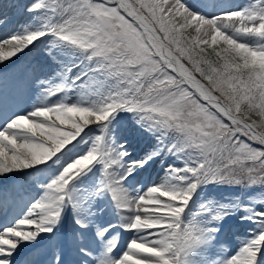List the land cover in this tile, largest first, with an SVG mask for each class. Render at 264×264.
Returning <instances> with one entry per match:
<instances>
[{
  "label": "snow or ice",
  "instance_id": "6c2138e0",
  "mask_svg": "<svg viewBox=\"0 0 264 264\" xmlns=\"http://www.w3.org/2000/svg\"><path fill=\"white\" fill-rule=\"evenodd\" d=\"M13 6L0 65L45 47L39 101L0 111V264H264V0Z\"/></svg>",
  "mask_w": 264,
  "mask_h": 264
},
{
  "label": "rangeland",
  "instance_id": "374dc122",
  "mask_svg": "<svg viewBox=\"0 0 264 264\" xmlns=\"http://www.w3.org/2000/svg\"><path fill=\"white\" fill-rule=\"evenodd\" d=\"M26 1H28V0H10L8 3L6 2V7L9 8V10H10V12L6 15V18L8 16H10V14L11 15L13 14V16L15 15L14 16L15 18L20 17L21 16L20 8L14 7L13 5H23ZM229 2H231L233 5H244V4L248 3L249 0H229ZM17 22L11 26L9 31H6L4 33V34H6L5 36H7L11 33V30H13V26L16 25ZM44 47H45V45L42 44V45H39L37 48L32 49L31 52L29 53L30 55H28V61L18 64L17 67L20 68V69H18V72H21V73L26 72L27 74L25 76V78H26V84L25 85H20V81H18L13 86V89H11L9 91V94H12V96L10 98H12L11 100L13 101L14 104H15V102H18V100H20L21 97L25 96L27 92H29L31 90L38 91V89H36L34 87V85L32 84V79H33L34 75H36V76L40 75L38 68L43 63L41 53L44 50ZM33 56H35L38 60L41 61L39 66H38V63H33V60H34ZM34 70H37V71H34ZM44 71L46 72L47 69L45 68ZM2 83L3 82H0V85ZM3 85H5V83ZM4 90H5V87L0 86V91L3 92ZM71 98L75 99L74 96H72ZM127 127H128L127 123H122L120 134H126V133H124V129H126ZM133 143H134V147H135L136 152L139 154H143V152L146 151L147 148L149 147L142 140L134 141ZM159 167L160 166L158 164V166L155 165L152 169L144 172L142 174V176L140 177V180L143 179L144 182H151V174H153L156 170L157 172L154 175V177L156 176L159 178L158 183L161 182L163 180L164 174L161 171H159ZM233 192L239 194L241 192V189H239V188L222 189V190L216 192L215 195L216 196H220V195H226L227 196ZM253 198H256L255 193H253ZM227 235L228 236H226V237H229V233ZM239 236L241 237V239L244 237L242 234H240ZM126 238L127 237H124V239H126ZM121 243H123V240H121Z\"/></svg>",
  "mask_w": 264,
  "mask_h": 264
},
{
  "label": "bare ground",
  "instance_id": "6f19581e",
  "mask_svg": "<svg viewBox=\"0 0 264 264\" xmlns=\"http://www.w3.org/2000/svg\"><path fill=\"white\" fill-rule=\"evenodd\" d=\"M3 1V4L4 5H6V2L8 3L10 0H2ZM27 2H29V0L27 1ZM26 2V3H27ZM2 11H4L3 9L0 11V14H2ZM10 12V10H9V8H7L5 11H4V13H9ZM4 15V14H3ZM24 18L23 17H21V20L20 21H22ZM1 21H3V19H0V22ZM14 23V22H13ZM3 24H5V23H2V25ZM2 25H0V26H2ZM8 26V25H7ZM6 26V27H7ZM11 26L12 25H10L9 27H7L5 30H1L0 31V38H2L3 37V39H4V37H5V32L6 31H8L10 28H11ZM27 51V50H26ZM26 51H25V53H26ZM21 56V55H20ZM15 57H13L12 58V62H5L6 64H7V66L6 67H4V66H2V65H0V76H2L4 73H6V71L7 70H11V69H13L14 68V61H15ZM12 79H14L13 77H12ZM12 79L11 78H9L8 79V84L9 85H11V82H12ZM32 97H34V95H32ZM36 98V97H35ZM39 101V99H37V102ZM34 103L30 100V101H28V100H26V99H23L20 103H19V105H18V107H17V111H22V110H24L25 108H31V106L33 105ZM3 110V108H1L0 109V111H2ZM8 183H14V181H11V182H8ZM20 183V181H18V182H16V184H19ZM2 188H0V190H1ZM1 192V191H0ZM31 194H29V195H26V196H30ZM12 216L11 215H9V216H7L4 220H3V223H6V222H8V221H11L12 220ZM238 224V223H237ZM246 229V228H245ZM240 233V232H239ZM225 240H227L228 241V239L227 238H225ZM236 245H238V240L237 239H235V242H233V243H231V242H228V247H229V249L230 248H232V247H234V246H236ZM46 264V263H45Z\"/></svg>",
  "mask_w": 264,
  "mask_h": 264
},
{
  "label": "trees",
  "instance_id": "16d2710c",
  "mask_svg": "<svg viewBox=\"0 0 264 264\" xmlns=\"http://www.w3.org/2000/svg\"><path fill=\"white\" fill-rule=\"evenodd\" d=\"M209 58L212 59V60H216L217 59L214 54H212Z\"/></svg>",
  "mask_w": 264,
  "mask_h": 264
}]
</instances>
